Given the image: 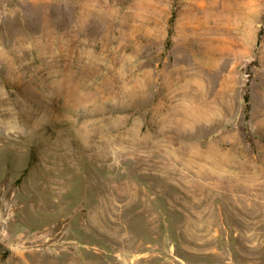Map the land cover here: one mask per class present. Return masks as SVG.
Returning <instances> with one entry per match:
<instances>
[{
    "label": "rangeland",
    "instance_id": "1",
    "mask_svg": "<svg viewBox=\"0 0 264 264\" xmlns=\"http://www.w3.org/2000/svg\"><path fill=\"white\" fill-rule=\"evenodd\" d=\"M0 264H264V0H0Z\"/></svg>",
    "mask_w": 264,
    "mask_h": 264
}]
</instances>
